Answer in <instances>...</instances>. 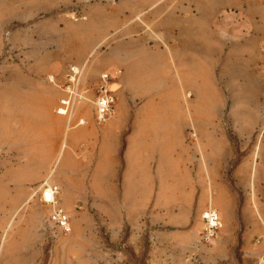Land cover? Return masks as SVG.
Returning a JSON list of instances; mask_svg holds the SVG:
<instances>
[{
  "label": "crops",
  "instance_id": "1",
  "mask_svg": "<svg viewBox=\"0 0 264 264\" xmlns=\"http://www.w3.org/2000/svg\"><path fill=\"white\" fill-rule=\"evenodd\" d=\"M100 2L92 7L85 6V21L79 26L97 25L104 17L106 24L111 21L110 24L114 25L112 32L117 36L113 45L115 56L107 67L114 77L116 108L113 115L101 124L102 154H108L111 148L117 161L114 169L117 186L113 199L119 204V214L117 218L112 217L118 219L121 215L124 220L121 226L131 225V232L138 236L146 233L149 226L163 227L167 233L175 229L174 232L179 234L176 244L183 246V261L200 260L205 257L198 236L203 215L200 205L210 202L223 222L222 230L214 240L216 264L236 245L237 234L242 232L240 227L248 224L250 203L260 200L258 192L264 187V74L259 67L264 59V0ZM79 28L70 27L65 36ZM55 64H60L58 59ZM47 76V69L36 68L30 80L39 89L52 90L46 86ZM122 99L126 108L119 114ZM57 120L59 124H65V119ZM15 130L22 131V125L16 124ZM88 133L92 138L90 129ZM11 152L16 154L15 160L8 162L1 156L0 169H8L10 165L16 173L19 168L23 170L25 164H37H33L38 160L37 156L24 160L21 146H16ZM135 152L143 155L138 169L132 162ZM168 160L173 161L174 167L175 162L178 164L177 176L192 182L196 189L187 199L183 216L161 223V212L158 211L164 209L161 192H157L158 184H162L167 175L165 164ZM14 173L9 183L7 173L0 175V183L13 188L19 183ZM131 179L143 185H155L152 196L145 199L139 195L138 202L142 207L128 206L125 186ZM21 184L25 186L23 178ZM45 186L59 189L46 183L37 191L33 190L32 196L40 193L41 202ZM26 187L30 190V186ZM78 194L83 200L90 197L98 202L94 191H77L75 195ZM30 195L31 191H27L26 196L29 198ZM60 195L59 189L58 199ZM23 201L24 196L19 209L9 220L13 227L17 224ZM26 214V217L22 216L19 231L22 234L25 229V233L32 235L27 239L32 246L28 245L26 249L37 254L39 260L48 244L46 223L51 225L52 222L50 215L45 219L43 214L33 210ZM136 216L139 220L137 229L132 221ZM226 218L230 228L225 226ZM17 237L18 232L16 241L1 243L0 261L4 258L8 264L16 258H23L32 264L30 260L33 257L19 256L24 243H20L22 248L18 249ZM240 239L245 250L248 243L246 231ZM88 241L85 228L78 230L75 226L73 233L64 241H55L50 264H53L54 249L59 244H84L80 245V250L83 248L88 254V249H91ZM162 243L158 249L161 252L160 264L162 261L175 264L169 259L172 255L168 254L166 235L162 236ZM80 250L74 249L77 258L81 256Z\"/></svg>",
  "mask_w": 264,
  "mask_h": 264
},
{
  "label": "rangeland",
  "instance_id": "2",
  "mask_svg": "<svg viewBox=\"0 0 264 264\" xmlns=\"http://www.w3.org/2000/svg\"><path fill=\"white\" fill-rule=\"evenodd\" d=\"M97 3L101 4L100 0H87L84 3L76 0H0V157L3 156L8 162L14 161L16 154L11 151L16 146L24 149L25 161L31 156L38 157V160L33 161V164H37H25L24 169L19 168L16 173L10 169V165L8 169H0V175L8 174V183L13 173L19 181L13 188H7L0 183V245L16 241L18 232V249L22 248L20 243H24L19 256L33 257L30 260L32 264H36L35 261H38L37 264H50L55 241H64L76 226L78 230L84 227L87 232L91 247L88 254L83 248L80 250V245L84 244L61 243L54 249L53 264H160L161 252L158 249L163 244V235L167 237L171 262L215 264L217 248L214 240L218 236L212 241H206L202 219L198 236L205 257L200 260L188 259L185 262L183 246L176 244L179 234L174 232L175 229L167 233L163 227L149 226L146 233L138 236L131 232V225L126 223L121 226L124 221L121 215L118 219L112 217L114 215L117 218L119 214V204L113 199V191L117 186L114 183L117 161L111 148L108 154H102L101 124L107 119L103 122L97 120L96 101L101 75L111 71L107 67L115 56L113 45L117 36L112 32L114 25L110 24L111 21L106 24L104 17L103 21L99 19L97 25L92 24L85 28L79 26L85 21V6ZM101 22L104 25L101 26ZM72 26L80 28L73 34L71 32L68 37L65 36L66 30ZM92 30L94 31L91 32ZM57 59L60 64H55ZM70 65L80 67L83 75L71 112L58 117L56 109L59 101L67 96L61 87ZM36 68L48 70L45 82L52 90L39 89L32 84L30 79ZM112 92L116 96L114 85ZM125 103L122 99L119 114L126 108ZM56 118L65 119V124H59ZM16 124L22 125L23 130L16 131ZM89 129L92 138L89 137ZM142 156L135 152L132 157L136 169ZM177 169L178 164L175 162L174 167L173 161L168 160L165 164L167 175L163 183L158 184L157 193L161 192V205L164 209L158 211L161 212V223L183 216L187 199L196 189L192 182L183 181L177 176ZM22 178L25 186H21ZM46 183L58 186L61 190L59 205L68 213L72 231L66 234L47 222L45 233L48 244L44 255L37 260V254L26 249L28 245L32 246L31 241L27 240L32 235L25 233V229L21 234L19 224L22 216L26 217V212L30 210L43 214L45 219L51 215L53 208L40 201V193L32 196L33 190L37 191ZM153 184L143 185L135 179L128 181L125 186L128 206L142 207V203L138 202L139 195L142 194L145 199L152 196L155 191ZM26 186H30V190ZM27 191H31L29 198L26 196ZM77 191H94L98 202L90 197L83 200L79 194L75 195ZM258 193L260 200L250 203L248 209V224H242L239 230L242 232L237 234L240 240L241 235L247 232V248L243 250L242 241L241 246L237 241L216 264H264V187ZM22 196L23 206L19 211L17 224L13 227L9 220L19 209ZM101 207L105 209L102 210ZM200 207L203 213L214 209L210 202L202 203ZM137 217L132 219L135 229L139 226ZM226 222V228H230L227 218ZM76 237L79 239L78 234ZM75 248L81 251L78 258ZM28 262L23 258H16L8 264ZM0 264H7V261L3 258ZM162 264H165L164 261Z\"/></svg>",
  "mask_w": 264,
  "mask_h": 264
},
{
  "label": "built area",
  "instance_id": "3",
  "mask_svg": "<svg viewBox=\"0 0 264 264\" xmlns=\"http://www.w3.org/2000/svg\"><path fill=\"white\" fill-rule=\"evenodd\" d=\"M262 52L264 54V41L262 42ZM261 72L264 74V60L259 64ZM83 70L75 65L67 68L62 91L67 95L62 98L57 109L59 115H68L71 112L74 97L77 94L78 87L81 83ZM114 77L110 73H103L97 86L96 111L97 120L103 122L108 119L116 108V96L112 92ZM195 137V134H192ZM37 193V192H36ZM59 189L57 187L45 186L41 192L43 204L53 208L50 220L54 227L69 234L72 231L70 217L66 210L59 205ZM205 225V239L207 242L214 240L218 231L221 229V217L217 210L211 209L205 211L202 215Z\"/></svg>",
  "mask_w": 264,
  "mask_h": 264
},
{
  "label": "trees",
  "instance_id": "4",
  "mask_svg": "<svg viewBox=\"0 0 264 264\" xmlns=\"http://www.w3.org/2000/svg\"><path fill=\"white\" fill-rule=\"evenodd\" d=\"M238 243H239L238 245H240V246H241V239H240V240H238Z\"/></svg>",
  "mask_w": 264,
  "mask_h": 264
}]
</instances>
